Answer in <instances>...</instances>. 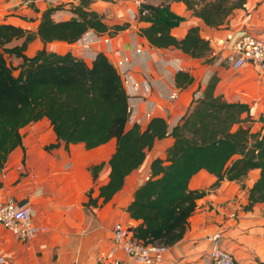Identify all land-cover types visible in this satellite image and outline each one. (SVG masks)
<instances>
[{"label": "crops", "instance_id": "0c3cea01", "mask_svg": "<svg viewBox=\"0 0 264 264\" xmlns=\"http://www.w3.org/2000/svg\"><path fill=\"white\" fill-rule=\"evenodd\" d=\"M137 0H94L91 8L99 12L110 27L106 32L87 31L73 43L53 41L47 44L37 37L29 43L28 56L39 49L73 55L92 64L99 53L108 56L118 69L129 98V125L137 122L146 128L155 118H164L169 135L156 139L146 150L145 161L126 177L124 186L112 199L99 198L88 204L91 196H99L100 187L110 178V159L116 150V139L88 149L83 143L69 144L59 140L48 118L26 125L22 130L23 145L9 155L0 170V197H14L19 203H30L35 220L45 227L33 240H22L0 224V264H138L125 250L117 247L113 238L116 223L128 224L132 230L140 223L127 211L136 189L151 176V162L165 158L174 143L170 135L184 115L193 107L196 96L203 94L213 76L218 78L215 93L229 102H243L251 107L255 121L252 129L261 126L264 113V78L254 65L234 69L228 61L229 50L220 42L233 34L236 38L247 32H258L264 24V0H248L246 9H236L218 27L207 25L181 1L141 0L155 6L169 4L170 9L184 19L171 30L183 39L191 27H199L202 37L210 41L212 51L204 57L176 48L155 47L140 29L152 22L140 19ZM80 0H0V24L14 23L37 31L43 13L56 7V21L75 17L72 7ZM151 20L156 19L153 11ZM125 26L114 32V26ZM15 40L10 46L20 45ZM14 66L23 62L15 56ZM121 61V63H120ZM138 83V85H136ZM102 165L97 177L92 168ZM259 177L253 170L242 182L217 178L205 170L190 181V188L204 190L190 218L182 240L169 247L163 264H211L212 243L208 236L223 234L222 246L232 253L237 264L264 262V202L251 210L249 191ZM115 249L113 257L109 252ZM119 262V263H117Z\"/></svg>", "mask_w": 264, "mask_h": 264}, {"label": "trees", "instance_id": "16d2710c", "mask_svg": "<svg viewBox=\"0 0 264 264\" xmlns=\"http://www.w3.org/2000/svg\"><path fill=\"white\" fill-rule=\"evenodd\" d=\"M93 1L80 0L72 7L75 17L64 21L52 17L56 7L48 8L35 32L14 23L0 24V170L10 153L23 145L21 130L44 117L67 145L83 143L91 149L116 139L109 181L100 187L98 197L90 194L88 204L96 205L99 198L104 202L112 199L126 177L145 161L146 150L169 132L167 121L159 117L146 128L137 122L128 124V94L121 74L106 54L99 53L90 65L71 52L62 54L46 47L34 56L25 53L37 37L44 44L73 43L90 29L108 31L104 17L91 8ZM166 1L184 2L212 27L224 24L236 9H246L248 5V0ZM142 8L156 15L155 20L149 14L140 17L152 22L140 32L153 46L173 45L197 58L212 51L199 27H191L183 39L171 34L184 18L174 13L169 4L143 3ZM124 27L117 25L113 30ZM20 39L22 44L10 46ZM6 56L22 58L23 62L14 66ZM217 81L216 76L210 79L191 110L173 127L170 135L174 143L165 158L153 159L151 176L136 189L127 208L133 219L140 220L133 233L145 244L170 247L184 238L198 200L205 195L204 190L190 188L192 177L201 170L217 178L214 187L224 180L242 182L258 170L246 210L264 202V113L260 128L254 131L250 105L216 95ZM101 168L102 165L92 168L94 177Z\"/></svg>", "mask_w": 264, "mask_h": 264}, {"label": "built area", "instance_id": "2783aa9c", "mask_svg": "<svg viewBox=\"0 0 264 264\" xmlns=\"http://www.w3.org/2000/svg\"><path fill=\"white\" fill-rule=\"evenodd\" d=\"M142 4L141 0L136 1L140 17L150 13L148 9L142 8ZM220 43L229 50L228 61L232 68L240 69L248 64L254 65L260 76L264 78V24L258 32H247L236 38L230 33ZM123 82L125 85L129 84L127 78H124ZM199 97L198 94L196 99ZM0 224L22 240H33L39 232L45 230V227L36 222L32 205L28 202L21 204L14 197L7 199L0 197ZM113 238L116 246L123 248L138 264H163L165 254L169 250L165 245L145 244L137 239L132 228L123 222L115 224ZM222 238L221 231L208 236V240L212 243L210 263L237 264L235 256L222 246ZM114 253L115 249H112L109 257H113ZM0 262L4 263L5 258H1Z\"/></svg>", "mask_w": 264, "mask_h": 264}, {"label": "rangeland", "instance_id": "374dc122", "mask_svg": "<svg viewBox=\"0 0 264 264\" xmlns=\"http://www.w3.org/2000/svg\"><path fill=\"white\" fill-rule=\"evenodd\" d=\"M8 61H9L11 64H15V62H16L15 59H10V58L8 59Z\"/></svg>", "mask_w": 264, "mask_h": 264}]
</instances>
